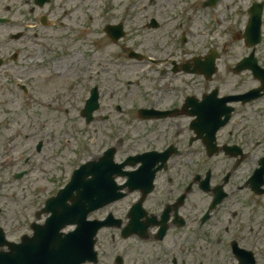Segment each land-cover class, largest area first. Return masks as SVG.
<instances>
[{
	"label": "flooded vegetation",
	"instance_id": "af4514ba",
	"mask_svg": "<svg viewBox=\"0 0 264 264\" xmlns=\"http://www.w3.org/2000/svg\"><path fill=\"white\" fill-rule=\"evenodd\" d=\"M210 3L0 0V203L5 204L0 207V214H5L0 226L20 221V200L6 198H12L15 189L26 194L28 187L17 183L32 169L23 167L30 162L27 143L43 135L36 127L40 122L32 121L41 116L40 110L26 96L38 87L39 70L47 68L39 53L44 50L51 59L57 45L64 59L66 53L74 54L68 48L80 39L94 51L76 75L80 70L87 72L91 85L103 86L100 74L113 75L122 72L125 64L140 62L129 57L132 50L143 55L161 50L171 56L158 70L160 84L178 74L182 77L178 86L164 95L150 96L141 79L130 82L128 86L138 88L140 95L135 99L124 92L117 98L124 111L110 102L113 97H100L94 115L93 121L120 118L123 125L132 124L134 134L131 149H116L119 162L132 164L124 169L132 171V183L128 184V175L120 176L125 196L97 211L103 219L113 211L115 222L98 235L99 251L106 245L115 253L106 255L102 264H116V255L126 264H264V81L251 67L264 69V0L229 1L231 39L225 46L184 48L176 55L175 47L150 48L135 41L140 35L187 38L188 14L201 15L202 9L212 8ZM227 3L218 0L216 6ZM252 12L256 14L253 46L244 38ZM120 24L126 35L115 41L107 30ZM106 40L115 51L108 59L103 56ZM237 47L242 51L235 53ZM212 54L217 57L213 75L196 71L207 65ZM251 54L253 62L242 64ZM224 55L225 68H221ZM90 94L88 90L85 100ZM144 108L168 111V115L159 118L153 112L144 117ZM27 120L34 126L29 130ZM151 178L154 187L146 194ZM133 211L135 225L144 233L124 237ZM104 230L109 233L103 234Z\"/></svg>",
	"mask_w": 264,
	"mask_h": 264
},
{
	"label": "rangeland",
	"instance_id": "374dc122",
	"mask_svg": "<svg viewBox=\"0 0 264 264\" xmlns=\"http://www.w3.org/2000/svg\"><path fill=\"white\" fill-rule=\"evenodd\" d=\"M229 1L230 0H226V3ZM226 7L225 4H222L216 9H208L209 11H206L209 12L208 16H205L202 11L201 15L197 16L194 22V27L191 29L189 35V41L186 44L181 43L180 37L178 39L175 37L160 38L159 36L152 35H140L135 41L138 43L143 42L144 45H148L145 47L150 48L175 47L177 49L176 55L183 52L184 48L193 49L196 46H203L205 44H208V47L225 46L230 43L231 39L228 34L229 29L227 13L225 11ZM197 29L198 33L195 34ZM98 39H100V37ZM132 41L133 40L130 39L125 40L127 43H132ZM106 43L108 48H105L103 51L104 59L112 57L115 53L113 48H109L110 42L106 40ZM127 43H122L120 45L125 46ZM82 47L85 49L81 50L80 48ZM55 48L57 50L53 52L50 62L48 60V55L46 56L44 54V50L39 53V60L44 56L45 62H49L50 66L39 70V75L41 77L38 81L37 89L44 95H47V93L50 94L52 91L54 92L56 90V96L58 97V102L56 103L57 107L47 108L45 106L41 107L36 105L38 107L37 110H40L41 113L40 120L43 122V124H38L36 127L38 130L45 131L47 136L51 134L53 137L58 136V150L56 152L52 149L54 147V139L52 136L49 141L51 144L45 145L43 151L40 153L36 151V144L39 139L29 140L27 143V146H32L30 152L39 156L37 161L41 163V168H49V172L41 173L36 170L32 164L23 166L33 169L27 177H33L34 180L29 183L26 192L33 201L41 200L38 198L46 192L54 190V187L57 188L65 180L71 165L77 166L85 159L99 156L102 151L110 145L119 147V150L120 148L129 150L133 145L134 134L132 133V124L128 127L127 125H123L119 120L120 118L96 120L88 124L80 115V110L84 105L83 101L87 95L88 89H90L92 85L88 81L87 72L83 73L82 70L79 71L80 75L77 81L73 82V78L78 69L83 65L87 66V56L89 53H92L93 48L91 49L87 44L84 47L80 39L76 40L75 43L68 48L71 49L74 54L68 55L66 53L64 59L61 58V55H58L59 52L61 53L60 48H58L57 45H55ZM240 51H242L241 47L235 49V53H239ZM147 55L155 59L154 63L149 62V60L142 63L133 61L129 65L124 63L125 65L122 67V72L117 71L112 75V72L106 71L104 73V75L106 74L104 76L106 85L102 87L103 96L108 98L113 97L110 102H116L117 98L125 92V94H131V96L137 99L140 95L138 88L131 87L126 92L127 88L125 84L127 79L135 81L141 79L143 83L142 86H144L150 96L164 95L167 93L168 89L180 84L182 77L178 74L172 75L171 78L167 79L163 84H160L161 75L159 72L154 71L160 70L161 67L165 65L163 58L168 54L162 53L161 50H150ZM226 56L227 55H224L221 60V68H225ZM125 57H127V55H125ZM57 59L60 60L57 61ZM84 60L86 61L84 62ZM126 61L127 59H125V62ZM59 66H62L61 70ZM105 66L110 67L111 65L105 64ZM93 67H95V65H93ZM49 76L53 77L54 80L52 82L47 80ZM102 76L103 75L100 74L99 78ZM175 78H177V80H174ZM128 83L130 82H127V84ZM111 84H114V86H111ZM151 86H153V89H151ZM156 88L159 89V92L156 91ZM82 97H84L83 101L75 105L74 102L80 100ZM32 105L35 104L32 102ZM114 117L118 118L116 115H114ZM32 121H37V119H33ZM31 127L34 126L30 125V120H27L26 130L31 129ZM48 155H50V157L53 155L55 156L53 159L49 158V162L47 161L46 166L44 160ZM120 157L121 156L118 155V158ZM16 168L18 170L21 167L18 166ZM52 168L54 169L53 176L51 174ZM22 230H29L28 224L19 232L11 230L9 233L12 237H18ZM102 233L107 235L109 230H104ZM102 247L105 249L104 253L111 250L106 245H102Z\"/></svg>",
	"mask_w": 264,
	"mask_h": 264
},
{
	"label": "water",
	"instance_id": "95a60500",
	"mask_svg": "<svg viewBox=\"0 0 264 264\" xmlns=\"http://www.w3.org/2000/svg\"><path fill=\"white\" fill-rule=\"evenodd\" d=\"M94 109L89 107L85 111ZM82 172L83 169L78 171L69 186L52 200L53 214L45 227L36 228L32 239L12 247V251L0 253V264H80L93 255V237L99 226L87 222L86 216L94 207L114 200L117 187L113 171L109 170L105 178L96 171L94 179L83 181L74 195L76 180ZM71 198L73 203L69 204ZM69 223H77V230L69 234L60 232Z\"/></svg>",
	"mask_w": 264,
	"mask_h": 264
}]
</instances>
